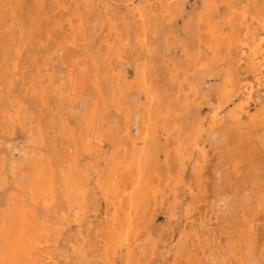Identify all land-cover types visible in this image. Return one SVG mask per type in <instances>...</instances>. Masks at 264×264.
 Masks as SVG:
<instances>
[{"label":"bare ground","instance_id":"bare-ground-1","mask_svg":"<svg viewBox=\"0 0 264 264\" xmlns=\"http://www.w3.org/2000/svg\"><path fill=\"white\" fill-rule=\"evenodd\" d=\"M126 2L130 6L132 1ZM172 5L168 0L162 9L170 18L175 16ZM221 10L222 18L215 19ZM10 15L13 31L20 20L15 13ZM79 18L68 19L67 27L83 31ZM44 19L49 21L47 16ZM122 19L132 27L139 47L147 48L153 12L146 7L130 9ZM199 22L205 38L198 37L194 52L186 50V66L170 62L162 67V75L164 71L169 74L167 86L148 64L134 68V77L126 85L122 84L125 74L121 70L108 71L113 60L121 63L124 53L133 47L131 38L124 39L115 16L109 21L104 40L105 58L110 59L100 61H105L107 69L103 74L95 62L97 53L89 51L87 38L59 42L53 55L55 63L51 64L65 74L60 82L64 93L55 95L49 117L42 106L50 94V84L43 96L32 91L37 111L28 112L26 98L13 97L15 107L8 108L0 88V264H203L205 254L210 259L206 264L214 259L226 264L232 258L236 264H252L256 259L262 264L264 222H259L254 211L245 219L249 225L238 233L231 254L210 245L191 250L193 236L199 246L201 242L195 229L183 230V244L174 252L169 243L163 244L161 254L156 252L152 228L157 206L166 200L164 207L169 209L172 202H179L178 192L184 191L197 198L192 210L202 207L200 202L207 192L204 164L198 161L197 170L193 167V180L186 182L184 178L193 155L204 158L208 151L218 152L208 142L213 135L224 138L230 131H241L251 143L254 138L249 130L264 127V0H205ZM32 23L38 22L33 19ZM101 30V26L96 28V33ZM66 48L71 50L70 68L58 56ZM203 49L209 54L207 58L201 56ZM233 50L239 55L241 77L227 64ZM81 64H91V73H76L74 67ZM205 69L221 81L214 102L199 92L203 82L199 83L196 75ZM51 75L50 79L54 77ZM37 79L43 81L39 75ZM86 86L92 92H87ZM133 91L138 96L136 102L129 99ZM240 93L242 100L237 102ZM204 101L211 109L208 115L201 113ZM80 104L83 106L74 121L69 108ZM61 106L66 109L62 119ZM28 118L34 121L31 137ZM20 139L23 142L17 144ZM259 141L262 145L261 138ZM255 193L262 199L264 212V188ZM211 213L205 225L206 240L210 226L218 221L215 209L211 208ZM81 230L85 231L86 243Z\"/></svg>","mask_w":264,"mask_h":264},{"label":"rangeland","instance_id":"rangeland-1","mask_svg":"<svg viewBox=\"0 0 264 264\" xmlns=\"http://www.w3.org/2000/svg\"><path fill=\"white\" fill-rule=\"evenodd\" d=\"M11 1L0 0L1 97L8 108L15 107L13 97L17 99L26 98L25 111H37L33 104L32 98L34 94L32 91H35L38 96H43L48 84H50V94L47 95V98H44L45 103L42 106L46 117L50 116L48 113L56 102L55 95L61 97L64 93L63 88L60 87V82L65 74L56 64H51V62L55 63L53 55L59 42L64 43L71 38L81 42L82 38H87L86 42L90 46V49L89 47L88 49L92 53H97L98 56L95 58V62H99L97 68L103 74L107 70L104 65L105 61L110 59V57L108 59L105 58L107 47L104 40L109 29V21L116 16L119 27L124 33V39L131 38L133 47L131 51L124 53L121 63L113 60L112 64H110L111 70L108 71L119 72L121 70L125 74L122 84L126 85L134 77V68L137 70L140 69L143 63L145 65L148 64L151 65L152 72L156 70V73L163 77L164 84L167 86L169 74L164 71L162 75V67L166 66V63L173 62L184 68L189 60L187 54L194 52L196 49L198 37L205 38L200 32L203 26L199 22V16L204 9L205 0H171L175 15L173 18L162 13L163 6L168 0H131L130 6H127L128 2L126 0H20L17 3L10 4ZM63 6L67 8L64 9ZM141 7L149 8L154 15L150 33L146 39L147 48L143 49L139 47V43L134 39L132 27L125 24L122 19V16L124 18L128 15L130 9ZM12 12L20 20V26L14 27L13 31L10 30L12 17L10 14ZM78 15L81 16L78 20L82 23L83 31L67 27L66 22L68 19H76ZM45 16L49 18V21L44 19ZM222 16L221 10L214 18L221 19ZM33 19L38 22L36 25L32 23ZM75 23L77 21H74ZM234 24L237 25L236 22ZM100 26L103 31L96 33V28ZM8 45H11L12 51ZM18 49H21L20 55H18ZM186 50H188V53L185 54ZM69 54H71V50L68 48L58 52V56H62L61 58L64 59L68 68L71 67ZM208 55V52L203 49L202 58H207ZM238 56L236 50H233L227 64L233 70H236V74L238 73L241 77L242 66H239L237 61ZM104 58L105 61L100 63ZM16 60H18L19 64L17 62L18 69L15 72L14 61ZM74 68L76 73H86L89 70L88 73L90 74L92 65L81 64L80 67L75 66ZM147 69H149L147 72L152 74L150 67L147 66ZM50 72H53L52 75H54L52 79H50ZM38 75L43 79L42 82L38 81V79L36 80ZM238 78L236 76V79ZM196 79L199 83L203 82L198 86L200 95L205 96L207 101L214 102L219 90L220 78L210 69H205V71H201L196 75ZM245 82L246 79L242 81V83ZM23 83H25V86ZM86 90L87 92H92L89 86H86ZM241 96L240 93V98L237 102H241ZM137 98L136 91H133L129 96V99L134 102L138 100ZM81 106L83 105L80 104L77 108H69L74 121H77ZM201 106V113L208 115L211 109L205 101ZM65 110L62 106L59 108L60 119L63 118ZM252 110L253 108H251ZM27 112L24 113L26 116L29 115ZM51 123H54V119H51ZM27 124L31 137L35 130L34 121L28 118ZM8 128H11L10 123ZM249 136L254 138L252 141L250 139L251 143L249 140L247 142L246 134L241 131H230L229 135L226 134L224 138H222L221 134L219 136L213 135L208 142H211L218 152L208 151L204 158H201L200 154L195 153L191 162H187L184 172L186 182L195 178L193 167L197 170L195 167H198L196 165L197 162L204 164L203 170L207 181V192L204 201L200 202L202 207L192 210L197 198L192 194H185L184 191L178 192L180 194L177 199L179 202H172L169 209L166 210L164 207L166 200L157 206L155 212H153L152 228L153 235L157 238L156 252L162 253L164 243H169L168 247L172 245L171 252H174L183 244L184 239L181 235L183 230L195 229L200 236L201 242L199 246L193 236L189 241L191 250L206 249L210 245L215 249H220L221 253L231 254L238 233L240 230H247L249 223L245 219L248 220L251 217L252 211L257 212L254 215L261 219L259 222H264L262 199L255 193L256 190L264 188V127L258 125V127L250 129ZM259 138L262 140V145ZM21 142H23L22 139L18 140L17 144ZM12 155L16 158V151H13ZM173 164L174 170L177 171L178 162L176 158L173 159ZM182 192L184 193L182 194ZM211 203L214 204L213 207L210 206ZM211 208L218 213V221L213 226H210L209 240H206L204 234L207 228L205 225L209 218L212 217ZM72 211H76V209ZM150 213L151 211L148 212V215ZM242 216L245 218L243 219ZM192 220L194 222L190 223ZM80 236L85 239L86 243L84 230H81ZM261 240L262 237L260 236ZM174 243H176L175 246H173ZM143 252L146 253V249ZM85 258L89 259L87 252L85 253ZM209 262L208 254H205L203 264ZM236 263V259L232 258L231 262L226 264ZM86 264H89V262ZM211 264L223 263L214 259ZM252 264H259V260H254ZM262 264H264V261Z\"/></svg>","mask_w":264,"mask_h":264}]
</instances>
